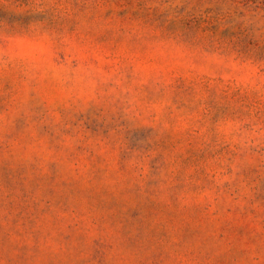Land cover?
Instances as JSON below:
<instances>
[{
    "label": "rangeland",
    "instance_id": "rangeland-1",
    "mask_svg": "<svg viewBox=\"0 0 264 264\" xmlns=\"http://www.w3.org/2000/svg\"><path fill=\"white\" fill-rule=\"evenodd\" d=\"M0 264H264V0H0Z\"/></svg>",
    "mask_w": 264,
    "mask_h": 264
}]
</instances>
